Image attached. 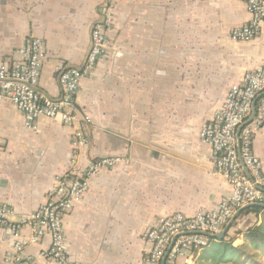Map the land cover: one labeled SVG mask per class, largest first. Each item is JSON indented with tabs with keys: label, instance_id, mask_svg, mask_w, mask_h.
<instances>
[{
	"label": "crops",
	"instance_id": "0c3cea01",
	"mask_svg": "<svg viewBox=\"0 0 264 264\" xmlns=\"http://www.w3.org/2000/svg\"><path fill=\"white\" fill-rule=\"evenodd\" d=\"M110 1L109 49L77 96L91 117L78 169L104 156L125 161L92 175L64 219L74 264H144L143 234L160 217L217 207L230 186L200 130L232 85L264 64V25L248 42L230 36L250 20L243 0H0V62L13 59L29 36L42 39L40 90L57 98V64L83 63L92 26ZM76 126L42 118L29 129L16 106L0 101V204L13 209L12 222L40 207L72 168ZM254 152L264 173V127ZM12 241V231L0 227V261ZM50 242L47 236L27 248L30 264H56L40 257Z\"/></svg>",
	"mask_w": 264,
	"mask_h": 264
},
{
	"label": "built area",
	"instance_id": "2783aa9c",
	"mask_svg": "<svg viewBox=\"0 0 264 264\" xmlns=\"http://www.w3.org/2000/svg\"><path fill=\"white\" fill-rule=\"evenodd\" d=\"M250 20L230 31L235 41L248 42L260 34L264 25V0H243ZM114 3L101 7L99 19L91 29V46L81 65L59 63L56 66L61 94L51 97L40 90L46 62L45 42L29 36L13 59L0 62V101L8 100L21 112L26 128L35 129L42 118L58 119L78 125L73 132L72 168L60 174L46 201L21 221L10 220L13 209L0 204V227L12 231L10 250L0 264H30L27 248L45 237L51 242L40 257L56 264H74L68 248L64 219L89 189L90 177L118 163L121 157L104 156L81 172L80 151L88 146L86 128L91 117L77 107L81 81L90 76L99 59L109 49L108 33L114 25ZM81 122V124H80ZM264 127V64L248 70L229 89L221 107L200 130L203 143L209 145L217 171L225 176L230 193L211 210L194 215L175 212L162 216L143 234L144 264H186L197 257L212 236L224 231L240 210L252 204H264V173L261 159L254 152L255 135ZM30 232L25 234L24 227ZM165 261V263H164Z\"/></svg>",
	"mask_w": 264,
	"mask_h": 264
},
{
	"label": "trees",
	"instance_id": "16d2710c",
	"mask_svg": "<svg viewBox=\"0 0 264 264\" xmlns=\"http://www.w3.org/2000/svg\"><path fill=\"white\" fill-rule=\"evenodd\" d=\"M254 213L264 216V208L253 206L244 209L240 215ZM243 235L250 242L254 252L246 251L247 244L235 245L234 238L228 234L221 240H211L198 254L195 264H262L259 259L260 252L264 255V218L262 222L246 229Z\"/></svg>",
	"mask_w": 264,
	"mask_h": 264
},
{
	"label": "rangeland",
	"instance_id": "374dc122",
	"mask_svg": "<svg viewBox=\"0 0 264 264\" xmlns=\"http://www.w3.org/2000/svg\"><path fill=\"white\" fill-rule=\"evenodd\" d=\"M263 218H264L263 215L257 217L254 213H248V214H245V215L244 214L243 215H239L237 217V219L234 221V223L232 225V228L229 230V233H228L229 237L230 238L232 237V238L236 239V243L235 244L237 246L238 245L247 244L248 247H247L246 251L248 253H250L252 251L254 252V250L250 246V242L246 241L244 239L243 235L245 233H243V232H245L247 228L254 226V224H256V223L260 224L262 222ZM262 255H263V253L260 252V254H259V259L260 260L263 259Z\"/></svg>",
	"mask_w": 264,
	"mask_h": 264
},
{
	"label": "water",
	"instance_id": "95a60500",
	"mask_svg": "<svg viewBox=\"0 0 264 264\" xmlns=\"http://www.w3.org/2000/svg\"><path fill=\"white\" fill-rule=\"evenodd\" d=\"M253 206H259V207L264 208V204H252V205H249V206L245 207L244 209L249 208V207H253ZM244 209L240 210L239 213H241ZM239 213H238V214H239ZM238 214H237V215H236V216L230 221V223L226 226V228L224 229V231H223L222 233L217 234V235H213L212 237H213L214 239H216V240H221V239H223V238L226 236V234L228 233V231L231 229V227H232L234 221H235V220L237 219V217H238ZM164 263H165V261H164Z\"/></svg>",
	"mask_w": 264,
	"mask_h": 264
}]
</instances>
